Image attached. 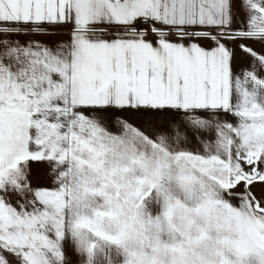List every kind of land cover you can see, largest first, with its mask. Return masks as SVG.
Wrapping results in <instances>:
<instances>
[{
    "label": "snow or ice",
    "instance_id": "1",
    "mask_svg": "<svg viewBox=\"0 0 264 264\" xmlns=\"http://www.w3.org/2000/svg\"><path fill=\"white\" fill-rule=\"evenodd\" d=\"M0 264H264V0H0Z\"/></svg>",
    "mask_w": 264,
    "mask_h": 264
}]
</instances>
